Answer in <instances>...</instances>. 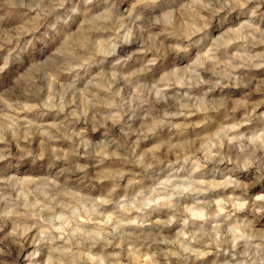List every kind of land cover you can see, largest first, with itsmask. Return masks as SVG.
Here are the masks:
<instances>
[{
	"label": "clouds",
	"instance_id": "9594fccd",
	"mask_svg": "<svg viewBox=\"0 0 264 264\" xmlns=\"http://www.w3.org/2000/svg\"><path fill=\"white\" fill-rule=\"evenodd\" d=\"M0 264H264V0H0Z\"/></svg>",
	"mask_w": 264,
	"mask_h": 264
}]
</instances>
